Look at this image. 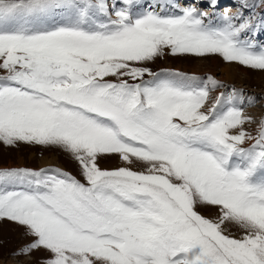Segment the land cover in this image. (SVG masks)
Segmentation results:
<instances>
[{
  "label": "snow or ice",
  "instance_id": "6c2138e0",
  "mask_svg": "<svg viewBox=\"0 0 264 264\" xmlns=\"http://www.w3.org/2000/svg\"><path fill=\"white\" fill-rule=\"evenodd\" d=\"M236 3L0 0V145L59 149L81 177L0 165L19 264H264V118L245 111L264 95L151 67L264 73V0Z\"/></svg>",
  "mask_w": 264,
  "mask_h": 264
},
{
  "label": "rangeland",
  "instance_id": "374dc122",
  "mask_svg": "<svg viewBox=\"0 0 264 264\" xmlns=\"http://www.w3.org/2000/svg\"><path fill=\"white\" fill-rule=\"evenodd\" d=\"M227 6L229 8H234V11L238 8L236 0H222L221 8L218 10L223 11ZM204 10L213 11L208 8L206 4L204 5ZM151 67L154 70L159 67H171L181 70L185 69V71L189 73H194L200 76L212 75L215 79L222 81L225 84L244 89L247 94H256L258 96L264 95V73L250 71L236 65L226 64L218 57H211L205 60L176 59L169 57L167 59L157 60L155 64L151 65ZM225 67L235 69L237 72L235 81L227 80V74L222 70ZM197 69L201 73H198ZM220 91H224V89H215L212 91L211 95L215 96ZM245 111H250L247 113L258 121L261 118H264V102L258 101L256 105L246 107ZM245 127L254 133L256 125H245ZM112 160H117V158L112 157L110 159L101 160L100 166L103 168L116 167H104L105 164H108ZM0 165L28 166L36 169L40 167L59 166L70 171L78 178H81L75 162H73L66 153L51 147L20 144L18 147L8 148L0 145ZM199 211L210 218H215V209L201 208ZM229 231L237 236L240 234L235 226H229ZM29 239L30 237L24 235V229L18 227L16 224L8 221L0 223V264H19L18 258L11 254ZM40 255L41 254L37 253L23 259L35 261Z\"/></svg>",
  "mask_w": 264,
  "mask_h": 264
},
{
  "label": "bare ground",
  "instance_id": "6f19581e",
  "mask_svg": "<svg viewBox=\"0 0 264 264\" xmlns=\"http://www.w3.org/2000/svg\"><path fill=\"white\" fill-rule=\"evenodd\" d=\"M228 7V6H227ZM234 8L230 7V10L232 12H235L233 10ZM185 70V69H184ZM195 70V69H194ZM227 75H226V78L227 80H234L235 81V78H236V75H237V72L235 71V69L231 68V67H225L222 69ZM197 72L198 73H201L200 71H198L197 69ZM251 111V110H250ZM250 111H246V112H250ZM49 163V162H48ZM102 165V164H101ZM104 165V164H103ZM112 166H118V161L117 160H112L111 162H109L108 164H105L104 167H112ZM212 213V212H211Z\"/></svg>",
  "mask_w": 264,
  "mask_h": 264
}]
</instances>
